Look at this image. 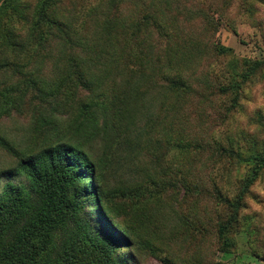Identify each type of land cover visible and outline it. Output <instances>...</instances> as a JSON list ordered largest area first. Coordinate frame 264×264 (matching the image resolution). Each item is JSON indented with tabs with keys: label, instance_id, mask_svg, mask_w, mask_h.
I'll return each instance as SVG.
<instances>
[{
	"label": "rangeland",
	"instance_id": "obj_1",
	"mask_svg": "<svg viewBox=\"0 0 264 264\" xmlns=\"http://www.w3.org/2000/svg\"><path fill=\"white\" fill-rule=\"evenodd\" d=\"M110 1L0 0V171L40 149L45 135L81 140L75 131L87 122L79 115L80 101L89 95L78 82H63L68 55L98 77L107 73L104 67L117 66L112 77H132L136 84L123 91L124 105L118 102L124 106L119 124L110 116L111 101L97 112L101 132L86 154L98 178L89 180L83 168L86 181L70 187H88L80 195L88 215L100 206L92 198L89 208L85 199L103 190L118 224L142 222L130 247L117 244L110 251L112 264H264V167L254 173L257 164L250 159L264 157V0H120L116 9ZM42 13L57 20L61 32L48 27ZM219 47L229 52L219 54ZM141 64L144 73L127 69ZM175 72L190 86L177 111L175 94L164 97L160 90ZM136 91L145 99L133 100ZM167 125L191 144L181 161L161 153ZM149 178L171 184L160 202L148 192L118 196L119 184L133 190ZM8 182L29 185L22 175L1 178L0 193ZM193 186L203 190L194 193ZM220 226L232 243L225 250L217 238ZM104 228L88 233L112 236ZM61 234L55 235L54 260ZM74 235L73 258L62 264H106L95 240Z\"/></svg>",
	"mask_w": 264,
	"mask_h": 264
},
{
	"label": "trees",
	"instance_id": "obj_2",
	"mask_svg": "<svg viewBox=\"0 0 264 264\" xmlns=\"http://www.w3.org/2000/svg\"><path fill=\"white\" fill-rule=\"evenodd\" d=\"M119 1L111 0L110 4L116 9ZM44 10L45 7L42 8V12ZM41 19L48 27H56L61 32V29L57 26L59 24L57 20L50 19L46 13H42ZM112 28L113 26H108L107 32L110 33ZM65 42L72 44V39L67 37ZM217 52L226 54L229 49L219 47ZM139 67L143 69L142 72L144 73L142 64L133 65L132 67L128 66L127 69L129 72L134 73ZM112 69H117V66ZM112 69L109 66L104 67L103 70L107 73H101L99 77L95 73L94 76L83 60L76 59L74 54L68 55L61 68L63 82L66 84L78 82L79 90L83 89L86 95H89L84 97L85 101H80L79 115L86 118L87 122L84 127L80 124V131H75V135L80 134L81 140L73 142H67L64 139H62L63 141L60 139L50 140L45 135V142L40 149L20 157L13 168L0 171V179L22 175L29 182L27 187L8 182L0 193V264H62L63 261L73 258V253L77 248L73 241L76 236H73L75 233L78 236L83 234L89 239L95 240L96 248L99 250L104 249V262L112 264L110 251L117 249V244L130 247L133 242L131 236H135L140 231L139 225L141 226L142 222L139 221L138 223L135 219L132 223L127 220H123L122 225L117 223L116 210L111 206L110 196L103 190L102 192L100 191V194H89L87 199H85L89 208L91 207L92 198L100 206L97 212L90 215L86 214L80 198L82 192L89 191L88 187L85 185L82 192L70 190L74 181H86L83 168H86V176L89 180L94 181L98 178L96 165L86 154V145L91 143L92 139L101 132L97 126V112L105 111L102 105L107 101H111L112 114L110 116L115 122H120L121 114L124 111V96L126 95V92L123 91L126 88L134 87L133 84H136L132 77L120 78L119 80L112 77L114 74ZM165 78L164 81L167 87H161L160 90L163 92L164 97L167 92L175 94L176 104L173 108L177 111L181 99L189 95V83L180 72H175L171 77ZM142 82L143 80L139 84ZM47 92L48 89L45 87L41 91L42 95ZM49 93H54V90L49 91ZM133 94L131 96L133 100L137 98L145 99L137 91ZM161 103L163 104L164 100H161ZM169 113L174 114L173 112ZM114 126L120 133H123L119 125L116 126L115 124ZM109 129L110 126H106L103 132L105 130L109 132ZM163 131L164 135L161 139L163 150L161 149V153L173 154L177 160L181 161V157L189 153L191 144L182 138L178 132H174L168 125ZM105 135H108V133ZM159 141L156 140L158 143ZM133 147L129 145L128 149L132 151ZM250 159L257 164L254 173L264 167V157L255 155ZM157 160L159 161V158ZM172 166L173 163H170L168 168ZM147 181L149 183L145 186L133 190L125 188L123 183L119 184L121 187L118 196L136 197L148 192L157 202H160L161 195H163L161 193H165L171 188V184L168 181L160 184L159 182L154 183L151 178L147 179ZM151 183H154V186H151ZM191 189L194 193L199 194L203 187L193 186ZM217 196L222 203H228L226 199H222L219 191ZM137 214H139V210L136 211ZM136 215L133 214V216L137 217ZM96 225L105 227L112 236H108V232H105L106 229L104 228L105 233L102 237L92 233L91 237L88 229ZM115 228L123 230L125 235ZM57 231L62 233L60 235L61 247L58 259L54 260L51 256V250L55 249L54 239ZM105 237L108 239L105 240ZM217 238L221 240L224 250L232 246V243L226 237V228L224 226L219 227ZM112 245L113 247H111Z\"/></svg>",
	"mask_w": 264,
	"mask_h": 264
}]
</instances>
